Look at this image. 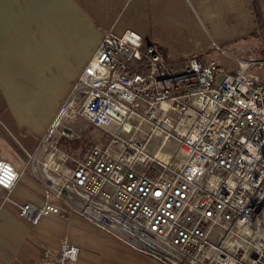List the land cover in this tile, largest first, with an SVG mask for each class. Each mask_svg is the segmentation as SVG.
Listing matches in <instances>:
<instances>
[{
	"label": "built area",
	"instance_id": "1",
	"mask_svg": "<svg viewBox=\"0 0 264 264\" xmlns=\"http://www.w3.org/2000/svg\"><path fill=\"white\" fill-rule=\"evenodd\" d=\"M233 59V72L217 60L174 61L131 30L106 32L42 148H56L58 127L79 120L117 131L71 168L47 152L37 177L45 202L15 203L18 216L36 226L65 208L160 264H264V80L253 70L264 59ZM144 126L142 141L121 136ZM154 135L162 140L150 152ZM20 176L0 158V189ZM79 256L63 240L33 264Z\"/></svg>",
	"mask_w": 264,
	"mask_h": 264
},
{
	"label": "crops",
	"instance_id": "2",
	"mask_svg": "<svg viewBox=\"0 0 264 264\" xmlns=\"http://www.w3.org/2000/svg\"><path fill=\"white\" fill-rule=\"evenodd\" d=\"M260 25L264 0H0V124L35 152L108 31L131 30L174 61L231 59L240 49L264 59ZM253 70L264 80V65ZM11 162L21 176L12 191L0 189V264H33L63 240L80 248L76 264H160L65 208L36 226L10 219L4 195L45 202L24 160Z\"/></svg>",
	"mask_w": 264,
	"mask_h": 264
},
{
	"label": "rangeland",
	"instance_id": "3",
	"mask_svg": "<svg viewBox=\"0 0 264 264\" xmlns=\"http://www.w3.org/2000/svg\"><path fill=\"white\" fill-rule=\"evenodd\" d=\"M259 27H260V32H259L260 36L258 38L261 39V38H264V28L261 25ZM237 53L238 54L236 56L232 54V56H230L231 59H228L225 56L223 58L222 56L220 58H217L219 60L217 59H213V60H217L221 62L226 67L230 68V71H233L237 67V63L235 62L233 58L243 59V58H247L248 56L257 57L253 55V53L247 49H244V50L240 49V51ZM194 57L202 58L203 56L196 55ZM225 61H227L226 62L227 64L224 63ZM222 79H223V76H220L218 78V81H221ZM64 104L65 102L58 108V114ZM53 124L48 129V131L43 136V138L40 140V142L38 141L37 144L35 145L36 146L35 152L31 153V154H34V157H35L34 159H36L34 165L32 166L33 168L30 165L27 152H25L23 150V147L21 146L20 138H18L19 136L17 134L16 135L12 134L8 130H6L4 125L0 124V129L2 130V132L0 133V158L10 163H12L11 161H12L13 155L17 157V160L19 159L21 161L24 160V164H23L24 165V177L30 178L33 174L34 175L33 177L37 178L41 174V163L40 162L42 161L43 157L46 155L47 152L48 153L52 151L56 152L57 160L64 156L67 157V161L65 165L71 168L77 165V163L81 162L86 157V155L88 154L90 150L89 148L91 146L92 147L107 146L111 140V135L109 134V132L117 131L115 127H112L109 130L108 129L107 130L96 129L90 126L89 124H87V122H85L84 120L67 123L64 125H60L58 127L59 129L58 132L54 135V139L57 140V144L54 145V147L56 148H52L51 146H49L48 149L43 150L42 141L46 137V135L49 133V131L51 130ZM64 127H66L69 130L70 132L69 137H65V136L59 137L60 136L59 132ZM145 132H148L147 126H144V128H142L139 131L132 130L131 133L129 134L122 133L121 136L124 138H129L133 136L134 138L142 141L143 139L146 138L144 134ZM161 140H162L161 135H154L152 137L148 145L150 152L151 151L153 152L159 147ZM174 148H175V141L171 139L166 144V146L162 149V153L163 154L172 153L174 151ZM23 155H24V158L22 157ZM34 171H36V174H34ZM7 198H9L11 201L7 200ZM2 199L5 204L6 209L10 212V219L12 220L18 219L22 221L23 219H21L18 216L17 209L15 206V203H17L18 201L14 199V197L11 198L8 195L2 196Z\"/></svg>",
	"mask_w": 264,
	"mask_h": 264
},
{
	"label": "trees",
	"instance_id": "4",
	"mask_svg": "<svg viewBox=\"0 0 264 264\" xmlns=\"http://www.w3.org/2000/svg\"><path fill=\"white\" fill-rule=\"evenodd\" d=\"M156 48H157V50L159 51V52H161L162 54H164L165 56H167V53H166V51L165 50H163L162 48H158L157 46H155ZM92 148V146L89 148V149H91Z\"/></svg>",
	"mask_w": 264,
	"mask_h": 264
}]
</instances>
